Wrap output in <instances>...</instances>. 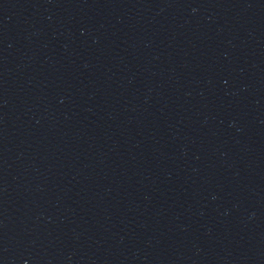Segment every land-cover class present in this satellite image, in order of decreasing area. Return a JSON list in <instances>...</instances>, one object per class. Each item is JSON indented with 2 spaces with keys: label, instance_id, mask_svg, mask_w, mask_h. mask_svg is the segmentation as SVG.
I'll list each match as a JSON object with an SVG mask.
<instances>
[{
  "label": "water",
  "instance_id": "obj_1",
  "mask_svg": "<svg viewBox=\"0 0 264 264\" xmlns=\"http://www.w3.org/2000/svg\"><path fill=\"white\" fill-rule=\"evenodd\" d=\"M0 264H264V0H0Z\"/></svg>",
  "mask_w": 264,
  "mask_h": 264
}]
</instances>
